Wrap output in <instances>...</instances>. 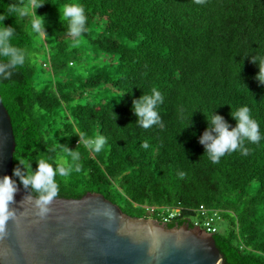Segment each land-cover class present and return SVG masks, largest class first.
<instances>
[{
  "label": "trees",
  "instance_id": "trees-1",
  "mask_svg": "<svg viewBox=\"0 0 264 264\" xmlns=\"http://www.w3.org/2000/svg\"><path fill=\"white\" fill-rule=\"evenodd\" d=\"M14 2L0 0L3 23L33 57L0 80L16 137L13 169L24 156L59 159L67 145L81 154V169L57 176L58 197L101 193L134 217H145L140 205L182 206L196 220L205 205L219 212L214 238L226 264H264V141L219 163L199 142L215 110L235 126L231 111L248 106L264 132V85L252 63L264 56V0H43L47 36L9 12ZM64 3L85 8L79 38L67 33ZM87 61L106 62L88 69ZM153 88L164 98L162 124L144 129L133 100ZM78 130L107 144L91 152ZM176 223L184 221L169 227Z\"/></svg>",
  "mask_w": 264,
  "mask_h": 264
},
{
  "label": "water",
  "instance_id": "water-1",
  "mask_svg": "<svg viewBox=\"0 0 264 264\" xmlns=\"http://www.w3.org/2000/svg\"><path fill=\"white\" fill-rule=\"evenodd\" d=\"M15 150L0 93V177L12 175ZM14 199L17 217L0 238V264H226L212 234L188 223L170 228L131 216L101 193L57 197L44 218L23 186Z\"/></svg>",
  "mask_w": 264,
  "mask_h": 264
},
{
  "label": "clouds",
  "instance_id": "clouds-1",
  "mask_svg": "<svg viewBox=\"0 0 264 264\" xmlns=\"http://www.w3.org/2000/svg\"><path fill=\"white\" fill-rule=\"evenodd\" d=\"M202 2L203 0H197V3ZM44 4L43 0H27V2L18 0L10 5L9 12L27 18L33 33L47 36L45 17L37 14V9ZM58 11L61 19L68 21L67 33L73 38L81 37L87 30L88 19L83 5L64 3ZM7 17L9 16L4 13L0 14V80L10 79L17 68L25 65L33 57V53L29 50L13 44L16 28L4 25L3 21ZM252 63L259 68L255 80L260 85H264V56H252ZM163 102V95L156 88L151 90V94H143L139 99L133 100L132 111L137 117L138 126L149 129L155 125H161L162 119L158 107ZM230 115L236 121L235 126L230 125L224 117L217 114L216 110L206 116L208 127L199 142L204 146V155L206 154L213 163H219L223 156L233 152L247 155L249 153V148L246 146L248 143L260 144L261 141H264V132L261 131L258 121L253 118L250 107L241 106L236 111H231ZM181 118H186L183 112ZM191 126L192 122L188 127ZM77 135L79 144L82 143L94 153L102 151L107 144V138L103 135L89 137L80 130ZM61 147L65 155L59 159L46 154L38 159L24 156L17 160L18 166L13 169L11 176L0 177V238L7 235L9 221H14L17 217L18 210L11 205L15 203L14 197L20 184L29 191V200L34 201L35 214L44 218L51 211L49 205L60 194L57 176L68 177L72 172L80 171L81 154L77 150H70L67 145H61ZM142 147L147 149L148 142L145 141ZM34 163L35 169H33ZM179 175L183 177L184 173L180 172ZM145 218L148 217L145 216ZM184 223L195 227L187 221ZM212 235L214 236V234Z\"/></svg>",
  "mask_w": 264,
  "mask_h": 264
},
{
  "label": "built area",
  "instance_id": "built-area-1",
  "mask_svg": "<svg viewBox=\"0 0 264 264\" xmlns=\"http://www.w3.org/2000/svg\"><path fill=\"white\" fill-rule=\"evenodd\" d=\"M142 210L145 211V213L150 216L151 218H156L163 223H172L177 219H181L182 221H187L194 225L195 227H198L202 229L204 232L210 233V234H217L219 229L217 226V216L218 211L212 210L207 208L205 205H201L199 209L195 210V213H197V219L193 220L191 218L192 215H187L185 212L188 211L182 206L179 208H173V207H160L155 205H141L139 206ZM191 211V210H189ZM210 213H213V216H209Z\"/></svg>",
  "mask_w": 264,
  "mask_h": 264
},
{
  "label": "rangeland",
  "instance_id": "rangeland-1",
  "mask_svg": "<svg viewBox=\"0 0 264 264\" xmlns=\"http://www.w3.org/2000/svg\"><path fill=\"white\" fill-rule=\"evenodd\" d=\"M87 62H88V69H90L91 67H94L96 64H104V62H106V61H87ZM108 62H110V61H108ZM77 71H79L78 67H77ZM115 102L118 103L119 100H116ZM140 212H141V211H140ZM142 213L144 214V216H147L148 218H150V216H148V215L145 213L144 210H142ZM140 214H141V213H140ZM221 227H223V224H220V227H219V228H221ZM221 229H222V228H221Z\"/></svg>",
  "mask_w": 264,
  "mask_h": 264
},
{
  "label": "flooded vegetation",
  "instance_id": "flooded-vegetation-1",
  "mask_svg": "<svg viewBox=\"0 0 264 264\" xmlns=\"http://www.w3.org/2000/svg\"><path fill=\"white\" fill-rule=\"evenodd\" d=\"M176 225H178V223H176Z\"/></svg>",
  "mask_w": 264,
  "mask_h": 264
}]
</instances>
